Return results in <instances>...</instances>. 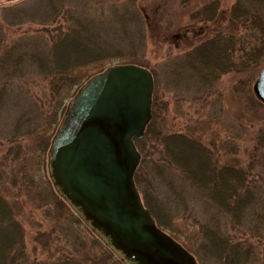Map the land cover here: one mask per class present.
<instances>
[{"label":"rangeland","instance_id":"1","mask_svg":"<svg viewBox=\"0 0 264 264\" xmlns=\"http://www.w3.org/2000/svg\"><path fill=\"white\" fill-rule=\"evenodd\" d=\"M124 1L0 0V193L24 229L27 264H56L63 258L80 259L85 264H123L58 196L47 165L51 139L69 100L107 67L124 61L146 65L141 67L153 77L151 109L155 113V130L183 133L200 141L213 151L219 165L244 167L255 146V137L264 128V105L252 93L254 70L249 81L248 75L225 73L211 84L198 86L183 68L178 74L180 83L174 81L178 59L200 41L220 31L248 36L250 31L245 33L241 24L230 21L236 0ZM214 1L218 2L214 21L204 23L193 18ZM56 5L62 7L61 12L51 16ZM69 12L82 20V42L87 41V26L92 24L100 30L97 41L111 44L110 55L62 75L40 73L38 58L18 61L15 68L10 65L11 59H19L18 55H33L30 52L35 51L41 57L48 55L58 35L77 24L67 20ZM86 53V49L69 51L63 56L81 57ZM240 79L246 83L241 84ZM26 127L34 129L22 135ZM15 133L18 142L11 144ZM152 142L151 137L145 140L146 146ZM7 150L12 153L7 155ZM13 150H20L16 158H12ZM256 150L252 185L264 194V145ZM171 174L178 184L184 183L177 170ZM165 196L161 199L174 200ZM184 196L185 206L179 205L178 216L168 222V230H162L188 249L199 264H220L201 251L205 245L200 226L212 221L235 239L248 235L260 257L264 227L250 236L245 223L234 227L203 197L192 191H186Z\"/></svg>","mask_w":264,"mask_h":264},{"label":"trees","instance_id":"2","mask_svg":"<svg viewBox=\"0 0 264 264\" xmlns=\"http://www.w3.org/2000/svg\"><path fill=\"white\" fill-rule=\"evenodd\" d=\"M126 1L132 0L124 2ZM61 8L60 5H56L54 12H50V15H59ZM217 9L218 2L214 1L200 11V16L196 14L193 18L204 23L214 21L217 17ZM70 13L67 20L70 22L75 20L77 24L67 27L63 35L56 36L57 40H54L56 44L51 46L48 55L41 57L38 51L30 52L33 55H18L16 58L19 59H14L13 62L11 59L10 65L15 68L18 61L38 58L36 65L40 73L62 75L77 67L98 63L101 57L110 55L111 48L108 46L111 44L107 41L106 43L97 41V37H101L100 30L92 24L87 26L89 33L87 41L82 42L84 40L81 37L84 32L82 20L74 13V15ZM229 18L231 22L241 24L245 28V33L250 31L248 36L220 31L200 41L178 59L177 69L174 70L177 76L174 78L176 83H180L178 74L183 68L188 70L190 78H194L198 86L211 84L225 73L248 75V81L251 79L249 74L252 70L257 74L264 63V0H245L243 5L236 0L230 10ZM88 22H92V19H88ZM69 33L71 38H68ZM85 49L87 53L81 57L78 54L74 57L73 55L63 56L69 51ZM127 62L147 67L143 63L130 61H124L121 64ZM239 82L246 83L245 79H240ZM151 113L152 117L145 128L144 136L141 139H134L140 161L133 180L143 205L149 210L157 226L168 230V222L178 216L179 205L185 206L183 201L185 192L192 191L227 216L234 227L245 223L250 236L259 233L264 227V194L252 185V174L256 161V149L264 145V128L259 130L255 137V146L244 167L219 165L213 151L200 141L183 133L156 131L153 127L155 113L152 109ZM33 129L24 128L22 135L32 133ZM16 135L18 134L15 133L11 138V144H17ZM147 137H151L153 141L150 146H146ZM13 151L12 158H16L20 150ZM10 153L12 150L6 151L7 155ZM173 170L181 174L184 182L182 184L186 188L176 182L171 174ZM25 178L32 181L28 176ZM24 182L31 185L25 179ZM167 194L174 200L167 202L168 198L161 199ZM58 196L60 197L59 194ZM200 232L202 243L205 245L201 248L202 253H206L208 257L217 260L220 264H264V249L260 250L261 254L258 258L248 235L235 239L233 236H228L213 221L202 223ZM63 259L56 264H85L80 259ZM27 261L24 229L15 218L11 206L0 193V264H27Z\"/></svg>","mask_w":264,"mask_h":264},{"label":"water","instance_id":"3","mask_svg":"<svg viewBox=\"0 0 264 264\" xmlns=\"http://www.w3.org/2000/svg\"><path fill=\"white\" fill-rule=\"evenodd\" d=\"M153 77L136 64L107 67L66 105L47 153L58 194L124 264H197L159 228L144 207L133 175V139L151 119ZM264 105V63L252 84Z\"/></svg>","mask_w":264,"mask_h":264},{"label":"flooded vegetation","instance_id":"4","mask_svg":"<svg viewBox=\"0 0 264 264\" xmlns=\"http://www.w3.org/2000/svg\"><path fill=\"white\" fill-rule=\"evenodd\" d=\"M197 260V259H196ZM197 264H199L198 262H197Z\"/></svg>","mask_w":264,"mask_h":264}]
</instances>
